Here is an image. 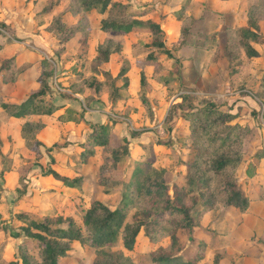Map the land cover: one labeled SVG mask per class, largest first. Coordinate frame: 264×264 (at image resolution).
<instances>
[{
  "label": "rangeland",
  "instance_id": "1",
  "mask_svg": "<svg viewBox=\"0 0 264 264\" xmlns=\"http://www.w3.org/2000/svg\"><path fill=\"white\" fill-rule=\"evenodd\" d=\"M116 1L129 4L130 11L144 10L141 19L159 23L164 48H147L153 38L143 32L103 34L101 20L117 8L101 14L85 11L82 0H0V105H10L6 110L0 106V264L17 259L24 242L36 255V242L24 236L30 220L70 217L83 226L81 209L93 200L110 209L123 205L136 190L130 183L144 174L155 180L159 175L169 186L164 194L174 197L173 185L183 186L188 172L201 171L192 166L197 158L237 150L241 161L226 174L236 178L249 199L248 208L223 206L221 194L199 217L205 199L196 204V194L187 195L185 203L192 204L191 214L199 224L191 239L186 230L176 232L182 247L179 257L186 262L177 263L264 264V0ZM251 10L259 17L260 37L251 42L259 55L247 58L238 29L246 25ZM101 42H110L111 48L119 45L102 67L111 75L121 72L115 80L120 91L116 98L109 97L107 85L98 100H91V81L102 79L92 72L99 63L94 57ZM149 54L156 61L146 63ZM7 58H12V65L3 63ZM39 90L45 94L35 99L37 106L59 108L49 117L54 130L23 139L12 125L7 129L6 117ZM68 104L88 112L87 122L56 121ZM210 106L216 109L212 120L204 116ZM218 113L223 124L208 127ZM203 121L206 128L199 125ZM101 124L108 125L109 145L127 142V159L113 169L108 151L89 136ZM234 130H240L239 137L231 133ZM215 135L237 140L231 148L220 146L221 141H211ZM49 169L81 177L80 187L63 184L46 173ZM205 172L209 184L204 188L216 192L224 177ZM165 198L156 195L145 204L161 209ZM131 206L126 209L129 214ZM167 239L159 233L148 240L141 232L132 250L123 248L119 236L105 249L123 250L132 264H154L152 257L170 253L157 249ZM96 249L74 242L60 264H95Z\"/></svg>",
  "mask_w": 264,
  "mask_h": 264
},
{
  "label": "trees",
  "instance_id": "2",
  "mask_svg": "<svg viewBox=\"0 0 264 264\" xmlns=\"http://www.w3.org/2000/svg\"><path fill=\"white\" fill-rule=\"evenodd\" d=\"M81 6H83L85 11L97 10L101 14L111 11L113 8H117L115 14L109 13V16L107 15L106 18L101 20L100 30L103 33L115 31L123 35H128L130 32H143L152 35L153 38L152 42L146 45L147 48H164L165 46L162 39L164 31L161 25L149 19L143 20L140 18V16L144 15L143 13L146 14L144 10L134 11V9H132V11H130L129 4L120 3L116 0H82ZM258 20L259 17L255 16V11L251 10L248 13L246 25L238 29L242 39L241 45L247 58L257 57L259 55L258 51L251 44V42H257L260 37ZM109 43L110 42H107L105 45L101 42L97 47L96 56L94 58L99 63H96V67L92 72H95L97 76H101L102 79H93L91 81V87H88V89L92 91V94L95 92L99 95L103 91V88L108 85L107 92L109 97L113 95V97L116 98V95H118L120 91V86L115 84V80L120 76L121 72L113 76L108 70L100 68V64L108 62L109 58L119 51V45H117L118 47L111 48ZM165 52L170 56L171 53L169 51L166 50ZM147 59L146 63H149V61H156V57L153 54H149ZM11 62L12 58H7L4 59L3 63L8 65L9 63L11 64ZM2 69L3 66L0 67V71H3ZM140 85H145V74L143 70H141ZM44 94V90H39L29 95L27 99L17 107V110L10 115L15 118H23L30 114H53L56 109L55 106L49 105L47 108L43 109L36 105L37 102L35 99L44 96ZM90 96V99L93 100V95ZM0 106L3 110H6L10 105L2 103ZM213 113H216V109L211 107L209 110H206L204 116L211 118L210 115ZM195 116L196 114L194 117ZM225 116L232 118L227 114L224 115V117ZM57 118L62 122L70 121L75 123L84 120L82 113L71 108L67 109L66 115H59ZM223 121L224 119H221L218 113V117H215V119L208 124V127L215 126V124L218 125L219 122L223 124ZM203 122L199 125L206 128L207 123ZM44 126L45 124L42 122L26 120L20 127L21 136L23 139H27L28 137L35 138V134ZM107 128L108 125L105 124L99 126L95 125L89 136L94 139L96 145H100L105 151H108L109 155L107 160L111 163V169H113V167L120 166L123 160L127 159L128 146L126 144V138L121 139L122 142L126 143H121L117 146L109 145L106 135L108 131ZM239 132L240 130L231 131L236 137H239ZM236 137H231V135L217 137L215 135V137L213 136L211 138V141H221L220 146L225 145L231 148L237 140ZM51 148H53V146L49 147L48 150ZM228 152L229 153L216 152L207 160L202 159V161L197 158L196 163L192 164V166L199 167L201 171L199 173L195 171L193 175L188 172L183 186H178L177 184L173 185L174 197L164 194L169 186L161 180L159 175L158 178L156 175L155 180L154 177L144 174L138 181L130 183L133 186L136 185V190L131 191L123 205L115 209H110L99 200H93L88 208L81 209L83 226L77 225L70 217L62 218L59 216L56 217L55 220L46 218L44 222L30 220L29 227H24V236L26 237L25 240L31 239L36 242L38 248L36 255L29 252L24 242L19 247L18 258L8 261L5 264H60L61 259L68 256V253L72 249V243L74 242L80 244L89 243L91 246L97 248L95 252V264H132L131 260L124 255L123 250L119 249L112 251L105 248L107 247L106 245L112 244L119 236L123 248L132 250L141 232L148 237V240L157 239L159 233H163L168 237L166 243L160 245L157 249L165 250V252L170 251V253L163 256L152 257L151 261L154 264L186 263L183 261L182 257H179L182 247L180 246L176 234L178 229L186 230L189 239H191V231L199 224L198 216L218 203L216 197L221 196V194L222 196L224 195V198L220 199V201L225 207H233L245 211L249 206V199L238 185L236 178L231 174H226L227 168H235L239 165L242 156L238 150ZM200 155L201 154H198L201 158ZM202 165L205 166V169H202ZM206 170L212 172L216 176L224 177L220 181V189L216 192L204 188L205 184H209V178L205 172ZM46 173L52 175L55 179L67 186L75 188L80 187L81 177L79 176L73 178L62 176L54 169H49ZM194 193L197 199V201H195L196 204L203 200V198L205 199L201 202L202 209L197 214L198 219L191 214L193 210L192 204L187 206L185 203V197ZM156 195H166L165 202L163 203L164 205L161 209L156 206L148 207L145 204L149 198L152 199ZM154 203L156 204L157 202L155 201ZM130 205H132L131 208L133 209L131 214L126 212V209L130 207ZM53 224L57 226L55 227ZM151 228H154L155 231H151ZM154 252L155 251H153V253Z\"/></svg>",
  "mask_w": 264,
  "mask_h": 264
},
{
  "label": "crops",
  "instance_id": "3",
  "mask_svg": "<svg viewBox=\"0 0 264 264\" xmlns=\"http://www.w3.org/2000/svg\"><path fill=\"white\" fill-rule=\"evenodd\" d=\"M103 34H105V33H103ZM105 36V35H104ZM113 56V55H112ZM106 63V62H105ZM105 63H103V64H101V66H100V68L101 69H104V70H108L109 72H110V69L107 67H102V66H105L104 64ZM114 72H115V70H113ZM113 76H115V73H113ZM100 80V79H99ZM116 84H117V86H120V85H118L119 83H118V81H116ZM130 86V85H129ZM129 86H128V88H129ZM89 90V89H88ZM89 92V94L90 95H93V97H95L94 98V100H98V98H97V94L94 92V94H92V91L91 90H89L88 91ZM101 94V93H100ZM99 94V95H100ZM53 106H55L56 108H58V106H56V105H53ZM69 108H71V109H73V110H76L77 112L79 111L80 113H84L83 114V121L86 123L87 121V116L89 115V113L88 112H86V111H84L83 109L82 110H80L79 108L77 109V108H74V107H72L70 104H68L67 106H64L63 107V110L65 111V113H62V114H65L66 115V113H67V109H69ZM66 109V110H65ZM57 110H59V108L58 109H55V111L54 112H56ZM0 113H3V110L2 109H0ZM5 114V113H4ZM54 114V113H53ZM53 114H51V115H45V114H39V115H34V114H30V115H28V116H26V117H23V118H15V117H12L11 115H9L8 114V116L6 117L7 118V120H6V122L8 121V123H7V129H8V124H9V127L12 125V131H14L15 133H18V130H19V133H20V127H21V124L24 122V121H26V120H28V121H37V122H42L43 124H45V126L42 128V129H40L37 133H36V136H39L40 134H41V132L42 131H44V130H49V131H51V130H54V129H52V128H50L51 126H50V124H52L51 122H49V117L50 116H52ZM61 114V113H60ZM7 115V114H6ZM59 116V114L58 115H56V117H58ZM54 119V118H53ZM56 121H59V122H61V123H71L70 121H67V122H62V121H60V120H58L57 118H56ZM54 122H55V120H54ZM14 123H16V125L17 126H13L14 125ZM56 123H58V122H56ZM90 124H92V123H89L88 125L90 126ZM106 125V124H105ZM18 129V130H17ZM13 144H16L15 143V141H13ZM51 147V146H50Z\"/></svg>",
  "mask_w": 264,
  "mask_h": 264
}]
</instances>
